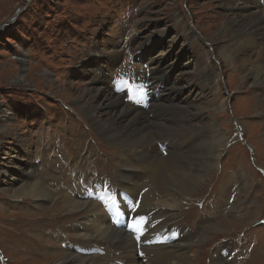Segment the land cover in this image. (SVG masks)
<instances>
[{
  "label": "rangeland",
  "instance_id": "374dc122",
  "mask_svg": "<svg viewBox=\"0 0 264 264\" xmlns=\"http://www.w3.org/2000/svg\"><path fill=\"white\" fill-rule=\"evenodd\" d=\"M233 2L247 9L246 13L263 6V0H0V124L7 126L5 131L0 128V257L7 260L2 263L1 258L0 264H59L62 253L73 254L69 245L74 241L91 243L72 232L66 235L68 241L63 234L64 226L83 217L85 210L61 212L60 200H45L40 209L32 199L13 197L3 188L13 189L22 184L27 169L44 165L42 157L48 160L45 163L48 172L61 179L59 190L70 185L66 174L71 178L75 167L89 181L97 174L115 181L122 164L120 151L107 145L92 130L76 105L81 97L89 99L97 90L105 94L112 85L114 90L119 70L135 74L134 68H141L149 78L156 79V88L162 81L158 93L181 96L179 105L190 106L195 124H213L224 136V150L210 176L212 179L180 199L181 206L172 207L171 200L166 205L165 201L171 197L169 192L156 187L158 206L153 210L180 212L175 214L183 225L192 226L196 234L187 242L197 253L192 256V251H188L182 264H211L220 256L223 264H264V85L258 88L256 105L252 100L257 101L258 93L246 92L249 88L238 89L242 67L225 64L219 55L224 40L220 31L226 20L233 19ZM21 7L15 20L5 24ZM144 54L146 59L155 56L154 63H145ZM106 61L115 63L107 66ZM124 61L129 64L119 68ZM201 63L205 66L200 67ZM205 68L204 78L211 71L221 76L220 83L208 90L196 84L201 82L199 71ZM109 69L116 70L111 73ZM136 76L130 79L134 87L125 92L129 100L123 93L120 99L122 106L130 101L133 113L141 115V108L134 109L141 93L138 91L150 85L146 82L147 87L138 86ZM146 93L151 94L150 90ZM151 99L152 96L144 98L149 115L155 112L150 106ZM203 105L207 108H202ZM169 112L153 124L143 122L151 137L162 142L159 149L163 148V156L180 152L175 150L168 132L157 125L169 123ZM189 132H184L185 136ZM73 158L77 159L76 164ZM239 173L249 185L235 184L240 190L237 197L236 192L232 193V182L227 186L225 183L230 178L239 179ZM216 177L219 181H214ZM54 184L57 186V182ZM46 185L49 186L48 182ZM75 187L81 188L82 184ZM82 188L90 196L95 195V188L89 187L88 191ZM222 189H226L225 195ZM65 190L72 192L70 187ZM124 194V206L128 208L131 199ZM217 204L219 210L215 213L212 207ZM136 211L121 209L120 213L129 220ZM172 215H164V221H169ZM143 218V224L131 220V228L139 232L138 237L142 233L148 235L144 240L151 251H138L134 260L124 254L121 260L126 264H131V260L134 264L136 260L139 264H150L152 248L157 247V254L162 251L157 245L161 229L150 230L151 218ZM218 224L219 228L212 226ZM152 226L160 225L152 222ZM209 226L213 228L207 229ZM238 240L243 244L234 248ZM97 248L100 256L97 261L104 262L105 253ZM172 252L173 249L167 248L163 257L171 256ZM143 254L147 256L141 258Z\"/></svg>",
  "mask_w": 264,
  "mask_h": 264
},
{
  "label": "bare ground",
  "instance_id": "6f19581e",
  "mask_svg": "<svg viewBox=\"0 0 264 264\" xmlns=\"http://www.w3.org/2000/svg\"><path fill=\"white\" fill-rule=\"evenodd\" d=\"M232 6L233 19L226 20L223 29L220 31V35L224 40L219 55L225 64L232 65L233 67H242L243 76L241 82L243 86H241L240 82V88L238 87V89L249 88L246 92L253 91L258 93V88L264 85V0L263 6L252 13L244 12L245 10L247 11V9H241L239 3L233 2ZM154 57L155 56H152L146 59V55L144 54L143 59L144 62L149 65L154 63ZM136 58L141 60L139 57ZM253 60H256V62L251 64ZM114 63L115 62H111L108 64V61L105 62L107 66L113 65ZM128 64L127 61H124V64L122 65L121 63V66L118 67L125 68ZM199 66L202 67L205 66V64L201 63ZM206 69L207 68L199 71L198 74L200 75L201 82L196 83L197 86L203 90L212 89L221 81V76L214 71H211V74L204 78L202 75L205 74ZM115 70L116 69H109L111 73ZM159 70L166 74L165 69L161 68ZM119 71L120 74L117 77L118 84H116L114 90L113 85L112 89L109 92H105V94L97 90L96 93L90 95L89 99L81 97L76 105L82 117L90 123L92 130L101 137L107 145L120 151L119 154L122 158V164L119 165L116 178L114 179L115 181L110 182L107 176L98 174L93 181H89L86 178H82L84 176L82 170H77L75 167V171L71 174V178L66 174V176H68V182L66 181L67 185L68 183H70V185H64V187H60L59 190L61 179L59 178L60 180H58L53 176L54 174L52 175V173L48 172V168L45 166L48 160L42 157L43 166L32 165V169H27V172L26 170L23 171L27 174L23 178L22 184H19L13 189H3L13 197L32 199L33 203H35L34 205L40 209L43 207L41 205L43 201L60 200L62 202V209L59 211L61 212L76 213L85 210V215L83 217L79 218L75 223L70 225L66 224L64 226L65 229L63 234L65 235L64 237L67 238L66 235L72 232L77 238L79 237L91 243L79 244V242L73 240L74 243L68 244L73 254L62 253L63 255L59 264H115L118 260L121 261V258L125 257L123 256L124 254H128L126 257L129 256L134 260V258H137L138 251L149 252L151 248L148 249L149 245L144 240L148 235L142 233L141 237H138L139 232L133 231L131 228V220L136 219L139 223L143 224L144 221L141 222L140 218L144 216L151 218L152 222L160 225L152 226L151 222L150 230L157 229L156 232H158L160 231L159 229H161L157 237V245L162 248V251H159L157 254V247L154 246L152 248L154 249V255H152L153 262L149 263L182 264V258L190 253L188 251H192V256L197 253L194 250L195 248L187 242L189 237L193 239L196 234L191 229L192 226L183 225L180 216L175 214H180V212L177 211L173 213L172 210L160 211V208L153 210L158 206L155 202L157 198L156 187L160 186L161 189H166L169 192L168 195L171 197L165 201L166 205H170L168 201L171 200L172 207L181 206L180 199L187 198L191 191L199 190L203 183L206 181L209 182L212 179L210 176L213 173V169L218 165L221 152L224 150V136H221L219 130L213 124L209 126L195 124V122L192 121L193 114L190 113V106L187 104L179 105L181 96L170 94L169 92H167V94L164 92L163 94L158 93V87L162 81L158 82L156 88V79L149 78L146 72L144 70L142 71L141 68H139V70L138 68H134L135 74H128L126 69ZM134 75L136 76L135 84L138 86L147 87L146 82L150 85L148 89L144 88L138 91L139 93L141 92L143 96L140 93L139 97L136 99L134 109L136 108V111H140L141 108V115L136 114V112L135 114L133 113L130 101L122 106V100L120 99L122 98V95H120L121 93L127 97V93L125 92L134 87L130 86V88H125L128 77L132 80ZM148 90L151 92L150 95H146V91ZM112 92L119 94L120 97L114 95ZM99 96L101 97L100 99ZM148 96H152V103L150 106L155 108L153 115H149L148 110H145L149 105L144 98L146 99ZM256 99L257 101H252L257 102V105L259 103V93ZM202 108L206 109L207 107L203 105ZM260 108L261 106L258 105L257 110H260ZM101 109L104 110L101 111ZM167 112H169V123L163 122L157 125L168 132L175 144V150L178 149L180 152L178 153V151H176V154L163 156V148L159 149L162 142L151 137L147 125L143 124V122L153 124L163 116L166 117L165 113ZM0 128L2 131H5L7 126L1 123ZM188 131H190L189 133L191 134L185 136L184 132ZM203 135L205 136L204 139H202ZM170 137H165V139ZM133 158H135V160ZM72 160V162L75 161V164L77 163L76 158ZM69 165H71V162H69ZM239 175V179L238 177L235 180L234 178H230L227 179L225 183V186H227V184L232 182V193L236 192L237 197L240 196L239 186L241 187V185L245 184V187H248L249 185L248 181L243 180L241 173H239ZM53 181L57 182V186ZM214 181L219 180L216 177ZM47 182L49 186L46 185ZM237 183H240L239 186L235 185ZM81 184L87 191L89 187L95 188V195L90 196L84 188L75 187ZM96 184L99 185L98 188H96ZM54 186H56L55 189L51 188ZM68 187L72 189V192L65 190ZM241 189L242 192L245 191V188ZM72 193L74 195H72ZM124 193L129 195L131 199L128 208L124 206L126 205ZM222 193L225 195L226 189H222ZM230 193L231 190L229 196ZM113 198L116 200L115 205H113ZM121 209L126 211L129 210V212H132L133 209L137 211L134 213L133 219L126 220L120 213ZM212 210H214L215 213L218 212L219 205H213ZM158 211H160L159 214H157ZM167 213H172L173 215L169 221H164L163 216L167 215ZM214 216L215 215H213V217ZM121 221H125L121 224L124 226H120ZM220 222L221 220L218 223ZM212 226L219 228V224ZM212 226L207 227V229H212ZM67 240L69 241L68 238ZM58 241L62 242V240ZM242 244L243 242L240 243L238 240L235 242L234 248L240 247L239 245ZM97 247L102 248L105 253L103 256L105 257L104 262L103 259L102 261H97L100 257L97 255ZM167 248L173 249V252L170 254L172 257H163V252L166 251ZM222 250V248L218 249V251ZM143 255L141 258L147 256V254ZM130 258L128 259L131 260ZM213 259H215L214 256H212V260ZM136 261L135 264H139ZM232 262L233 260L230 261V263ZM131 264H134L132 260ZM211 264H223L221 256L220 258L216 257V260L211 262Z\"/></svg>",
  "mask_w": 264,
  "mask_h": 264
},
{
  "label": "water",
  "instance_id": "95a60500",
  "mask_svg": "<svg viewBox=\"0 0 264 264\" xmlns=\"http://www.w3.org/2000/svg\"><path fill=\"white\" fill-rule=\"evenodd\" d=\"M29 1H30V0H29ZM21 9H22V7L19 8V9L14 13V15L8 19L7 23H5V24H10V23H12L13 20H15L16 16L18 15V13L21 11Z\"/></svg>",
  "mask_w": 264,
  "mask_h": 264
},
{
  "label": "snow or ice",
  "instance_id": "6c2138e0",
  "mask_svg": "<svg viewBox=\"0 0 264 264\" xmlns=\"http://www.w3.org/2000/svg\"><path fill=\"white\" fill-rule=\"evenodd\" d=\"M115 204H116V200H115V198H113V205H115ZM133 210H135V209H133ZM140 220H141V222H142V221L144 220V218L141 217Z\"/></svg>",
  "mask_w": 264,
  "mask_h": 264
}]
</instances>
